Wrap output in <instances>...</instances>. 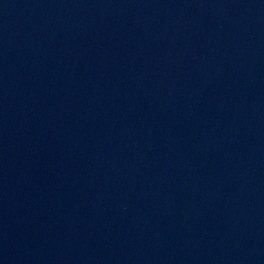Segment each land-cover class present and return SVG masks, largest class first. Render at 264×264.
I'll return each mask as SVG.
<instances>
[{"label": "water", "instance_id": "obj_1", "mask_svg": "<svg viewBox=\"0 0 264 264\" xmlns=\"http://www.w3.org/2000/svg\"><path fill=\"white\" fill-rule=\"evenodd\" d=\"M0 264H264V0H0Z\"/></svg>", "mask_w": 264, "mask_h": 264}]
</instances>
